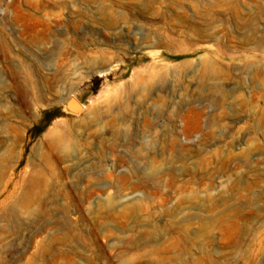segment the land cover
I'll return each mask as SVG.
<instances>
[{
    "label": "rangeland",
    "instance_id": "374dc122",
    "mask_svg": "<svg viewBox=\"0 0 264 264\" xmlns=\"http://www.w3.org/2000/svg\"><path fill=\"white\" fill-rule=\"evenodd\" d=\"M0 264H264V0H0Z\"/></svg>",
    "mask_w": 264,
    "mask_h": 264
}]
</instances>
